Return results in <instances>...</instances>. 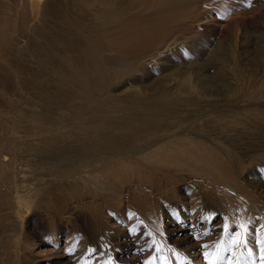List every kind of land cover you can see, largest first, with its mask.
Returning <instances> with one entry per match:
<instances>
[{
  "label": "rangeland",
  "instance_id": "1",
  "mask_svg": "<svg viewBox=\"0 0 264 264\" xmlns=\"http://www.w3.org/2000/svg\"><path fill=\"white\" fill-rule=\"evenodd\" d=\"M156 2L67 0L59 8L71 9V23L82 21L83 34L93 40L101 38L104 7H111L115 17L122 19L139 16L150 20ZM194 6L195 11L184 17L154 21L148 35L155 42L140 50L158 53L163 46L168 48L153 65L137 67L130 63L133 69H118L121 73L106 80L102 93L96 92L99 87L93 78L88 81L87 89L97 93L89 96L90 111L84 99L65 98L60 89L53 95L52 89L48 102L42 84L29 78L23 82L20 127L16 133L41 135L51 128L61 133L65 145L77 142L78 146L71 148L74 154L61 152L57 157L55 152L49 154V146L42 143L17 142L4 151L10 176L5 199L0 200V264H80L73 250L58 259L44 253L53 244L60 247L65 243L64 237L73 228L66 220L70 210L78 219L75 227L93 246L96 237L88 233L78 213L83 207L85 211L84 204L95 203L100 206L94 212L99 217V234L105 236L106 242L118 243L117 248H110L114 251V264H143L168 248L171 255L179 252L187 256L176 264L198 262L199 257L204 264L210 259L227 262L232 248L243 251L248 245L255 252L252 264H257L254 262L258 260V249L264 246V124L253 127L252 117L240 116L238 112L246 107L264 114V0H251V6L248 0H196ZM45 42V36L33 35L25 43V63L33 76L41 77V82L51 79L53 88L58 73L52 66H66L70 46L65 43L61 47L67 56L64 63L58 48L47 47ZM97 43L93 44L96 49ZM101 53L109 54L102 50ZM215 56L221 59L215 60ZM183 76L189 77L188 86L176 88ZM103 97L112 101L109 107L101 102ZM8 110L10 115L11 109ZM108 120L113 125L103 128ZM139 125L133 134L138 140L154 132L187 128L213 137L212 144L196 146V155L188 160L179 153H167L169 159H177V164L171 161L151 167L144 161L149 159L147 150L139 154V160L129 156V167L118 176L120 183L112 184V189L120 186L114 191L108 186L104 190L95 184L71 183L72 175L105 166L112 157L109 151L105 158L96 150L83 152L85 144L89 149L91 141L104 140L103 132L126 135ZM9 129L0 126V134ZM128 146L132 149V145ZM168 149L163 145L162 151ZM131 154L137 156L138 152ZM19 168L24 176L15 187L12 175ZM53 175L61 177V181L46 185L45 181ZM37 184H42V189L36 193ZM58 185L62 189H57ZM15 190L32 199L30 212L18 229L14 226L18 222L7 216L10 209L6 204ZM93 190L105 191L107 196L99 202ZM117 192L130 196L122 199ZM241 224L248 229L247 243L237 246L233 240L241 231ZM122 231H128L130 239L121 235ZM218 249L220 254L216 255ZM100 252L95 248L92 256ZM246 255L251 256L248 251Z\"/></svg>",
  "mask_w": 264,
  "mask_h": 264
},
{
  "label": "bare ground",
  "instance_id": "2",
  "mask_svg": "<svg viewBox=\"0 0 264 264\" xmlns=\"http://www.w3.org/2000/svg\"><path fill=\"white\" fill-rule=\"evenodd\" d=\"M195 1L196 0H158L154 11L149 14L151 16L150 20L142 19L139 16L122 19L119 16L115 17L116 15L114 14L116 13L112 11L111 7H104L103 12L106 15L102 24L103 31L101 33V38H93L92 40L90 35L83 34L85 28L82 21H73L71 23L72 18L68 16L71 9L68 10L69 8H66L65 10H60V5H62V7L65 6L67 0H0V126H3V130L10 127L9 132L0 134V200L3 198L5 199L4 190L8 188L7 180L10 176V173L7 170L9 162L4 155L6 149L15 146L17 142H29L33 145L42 143L49 146V154L55 152V156L57 157L58 154H62L61 152H64L66 155L74 154L75 151L71 148L78 146L77 142L76 145H74V142L73 144L65 145V141L63 142L61 139L62 135H59L61 133L58 134L54 130H51V128H47L48 130H45L44 134L41 135L34 133L21 135L16 133L20 127V111L22 107L20 90L23 82L29 78L33 83L42 84V92L47 97V101L48 97L52 96V89L53 95L57 89H60L65 98L69 96L71 99L78 101L84 99L86 109L90 111V94L92 92L94 94H97L96 92H104L106 90V80L116 73H121L118 69L124 67L133 69L134 67H131L129 65L130 63H134L137 67H143L141 64L153 65L158 61L157 59L162 56V52L168 48V45H165L162 47L163 50L158 53H150L148 50H140L143 46L151 45V43L155 42L154 38L151 35H148L155 26L154 21L159 20L166 22L171 18L184 17L195 11ZM40 14L41 18L38 20L37 18L40 17ZM33 35L45 36L46 46L52 49L58 48L57 51L60 54L59 57L64 63L66 62L64 57L67 56L63 55V48L65 43L70 46L67 48L70 61L66 66L62 63L54 64V66H52V70L54 69V71L58 73L56 79L57 82H53V88L51 79H44L45 82H41V77L39 76V78H36L33 76V73L28 69L27 64L25 63V43L31 40ZM59 42L62 45H60V47H58ZM93 42H98L96 44V46L99 45L98 49L94 47ZM61 47L63 48L61 49ZM89 49L91 51L88 52ZM101 50L108 52L109 54L103 55ZM214 59L220 60L221 57L215 56ZM110 60H114V62H110ZM92 78L98 84L99 91L94 92L93 90L87 89V83ZM188 79V76L181 77L177 81L176 88L180 85L181 87L188 86ZM101 102H104V105L108 107L112 103L110 99H105V97L101 99ZM149 107L152 108V106ZM8 108L11 109L10 115L7 114L9 112ZM103 110L107 111L106 108ZM85 112L87 114L86 110ZM238 114L240 116H246V118L252 117V120H250L253 127H258L264 124V114L261 110L245 107L242 111L238 112ZM218 120L221 121L220 118ZM112 123V120H108L102 127L108 129L110 128V125H113ZM115 126H117L116 128L120 127V125ZM140 126L141 125L136 127L135 130H129V132H126V135L103 132L101 134L103 135L104 140L91 141L89 143V149H87V145L85 144L81 149L83 152L96 150L99 156L105 158L107 151H109L111 152L112 157H110L109 164L105 166L96 167V169L93 170H83L84 174L78 172L75 175L73 173L74 175H72V177L74 178V181L71 183L75 184L78 182L81 184H95L99 186L100 189L104 190L105 187L108 186V189L114 191L116 188H120V186L112 189V184L120 183L118 176L121 171L129 167L131 162L128 158L129 156H134L135 160H139L141 157L139 154L147 150L146 154L149 155V159L144 161L151 167L162 164L166 165L171 161L172 164H177V159H169L167 153H179L182 158L188 160L190 157L196 155V146L212 144L211 139H213V137L201 136L194 130L189 131L187 128L170 132H154L153 134L143 136L138 140L134 138L133 134ZM129 144L132 145V149L129 148ZM163 145L168 146L169 149L162 151ZM135 150L138 152L137 156L131 154V152H134ZM202 152L203 151L201 150L198 153L199 158H202ZM51 157L53 156L51 155ZM52 159L53 158H51V160ZM21 172L23 173L22 169L19 168L12 175L13 183L23 179L22 177L24 175ZM60 181L61 177L53 175L52 178L46 180L45 183L46 185L52 183L56 184ZM41 185L39 184L38 187L35 188L36 193L42 189V187H40ZM17 186L19 185L17 184L15 187ZM57 189H62V185H58ZM15 191V195L12 193L13 197L11 196L8 200L6 198V204H8L10 209L7 211V216L12 218L13 222H18L17 224L14 223V226L18 229L19 227L21 228L23 223L20 221L25 220L30 212L32 199L30 196H27L26 192V195H24L17 193V190ZM93 191L97 195L99 202L107 196L104 193L105 191ZM116 194L122 199L129 198L130 196L129 193L124 192H117ZM1 203L3 204L2 201L0 204ZM95 204H84L86 207L85 211L89 210L85 212L83 207L82 212L80 211L81 213H78L80 214L82 218L81 222L83 226L87 228L88 233L91 236L93 235L96 237L93 246H90L91 242H88V239L86 238L87 236L85 237L80 234L81 232L79 233L78 231L79 228L75 227V220L77 221L78 219L73 213L74 211L70 210L68 211V218L66 220H69L70 225L72 224V231L68 232L64 237L65 243L63 245L57 247L56 244H53V247L46 250V253H44L46 254L45 256L58 259L73 250V252H76L75 255L79 256L80 264H92L93 262H95V264H114V251L111 252L110 248H117L118 243L112 244V242H106L105 236L99 234V227L97 226L99 217L94 212L95 210L100 209V206L99 203ZM76 208L77 206L74 209ZM3 216L5 217V214ZM181 217H183V214ZM66 223L68 224V221ZM8 224L11 225L10 223ZM82 224H80V226ZM121 235L129 238L128 231H122ZM160 240L168 246L164 239ZM262 247L264 246H261L258 249V260L254 263L264 264V261L261 260ZM95 248L101 252L96 257H93L92 253ZM168 249L164 250V253L162 254H156L154 259H150L143 264H176L175 262L181 261L182 259H185V257L187 258L185 253L174 252L171 255ZM246 251H248L251 256L246 255ZM230 252L232 256H230L231 258H229L227 262L210 259V261H208L209 263L207 262L206 264H237V261H239V264L253 263L252 258L253 255H255V252L249 245L248 247L245 246L243 251L235 247L232 248ZM215 253L216 255H219L220 250H216ZM197 261L198 262L192 263L189 261L188 264H204L205 262H203L200 257Z\"/></svg>",
  "mask_w": 264,
  "mask_h": 264
},
{
  "label": "snow or ice",
  "instance_id": "3",
  "mask_svg": "<svg viewBox=\"0 0 264 264\" xmlns=\"http://www.w3.org/2000/svg\"><path fill=\"white\" fill-rule=\"evenodd\" d=\"M248 6H251V0H248ZM241 231L239 233H237L236 238H234L233 243L237 246H241V245H246L247 240V234H248V229L245 225L241 224L240 226ZM228 225H225V229L227 230ZM262 245H264V241H261ZM206 247V246H205ZM261 260L264 261V247L261 248ZM237 264H239V261H237Z\"/></svg>",
  "mask_w": 264,
  "mask_h": 264
}]
</instances>
